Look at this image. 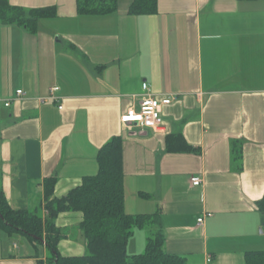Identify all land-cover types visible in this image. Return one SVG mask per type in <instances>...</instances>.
<instances>
[{"label":"crops","instance_id":"crops-1","mask_svg":"<svg viewBox=\"0 0 264 264\" xmlns=\"http://www.w3.org/2000/svg\"><path fill=\"white\" fill-rule=\"evenodd\" d=\"M134 1L80 16L76 0H9L57 17L37 34L0 23V100L26 92L0 111V187L14 210L35 212L46 179L66 196L120 136L126 213H161L165 251L186 264H246L247 252L264 251V0H158L156 13L130 15ZM144 83L154 96L179 95L162 109L163 133L121 123ZM55 86L59 103L40 102ZM174 136L188 150L169 151ZM139 231L130 255L145 250ZM15 237L0 231V264L46 259L44 244Z\"/></svg>","mask_w":264,"mask_h":264},{"label":"trees","instance_id":"trees-1","mask_svg":"<svg viewBox=\"0 0 264 264\" xmlns=\"http://www.w3.org/2000/svg\"><path fill=\"white\" fill-rule=\"evenodd\" d=\"M120 1L76 0L77 12L80 16L107 15L118 10ZM157 3L158 0H135L128 13L154 14ZM55 17V7L28 10L12 6L9 0H0V23L22 26L32 34H37L41 19ZM168 146L171 152L188 150L182 137L178 136L170 137ZM97 161L98 173L84 177L81 185L64 197L55 196L57 179H46L44 204L35 212L14 210L0 187V231L10 236L21 233L34 245L44 244L47 257L38 264H186L184 257L165 251L161 213H126L122 137H114L106 143L100 149ZM258 207L264 214V197ZM42 210L46 212L45 216ZM64 213L81 214L80 237L88 250L85 256L67 257L60 253V243L71 235L70 229L56 225V220ZM141 229L147 233L145 250L141 254L130 255L129 241L135 231ZM245 262L264 264V251L247 252Z\"/></svg>","mask_w":264,"mask_h":264},{"label":"built area","instance_id":"built-area-1","mask_svg":"<svg viewBox=\"0 0 264 264\" xmlns=\"http://www.w3.org/2000/svg\"><path fill=\"white\" fill-rule=\"evenodd\" d=\"M144 97L141 101L139 109L129 108L125 114L121 117V123L129 130L134 127L141 129H151L155 132L163 133L165 131L164 122L162 119V109L165 106L171 105L179 98L178 94H169L162 97L154 96L150 86L147 83L143 84ZM60 91V88L55 86L50 89L49 96L41 98L40 102L51 100L59 103L60 98L56 94ZM26 97V92L22 89L16 91L15 97L9 100H0V111L4 108L9 109L16 101H22ZM60 110L62 106L58 107ZM203 183L200 177H193L191 179V185L193 187H199ZM211 216V214H208ZM204 223V218L198 220L197 225L201 227Z\"/></svg>","mask_w":264,"mask_h":264},{"label":"rangeland","instance_id":"rangeland-1","mask_svg":"<svg viewBox=\"0 0 264 264\" xmlns=\"http://www.w3.org/2000/svg\"><path fill=\"white\" fill-rule=\"evenodd\" d=\"M73 214H75V216L81 217L80 213H64V214H62V215H64L63 218H65L64 219L65 220L64 225L69 226V228H70L69 233L72 234L73 237L70 238L69 240H67V239L63 240L60 243V245H59L60 251L64 256H67V257L85 256L88 253V250H87V247H85V245L83 243H81L83 241L80 237L81 231L79 229V225L76 224V219L72 217ZM77 232H78V235H76ZM135 232H136V234H139L138 232H140V231L136 230ZM13 236H16L15 239L18 241L17 243H20L21 241L28 242V240H29V238L26 235H23L21 233H15ZM138 240H139V237H138Z\"/></svg>","mask_w":264,"mask_h":264}]
</instances>
